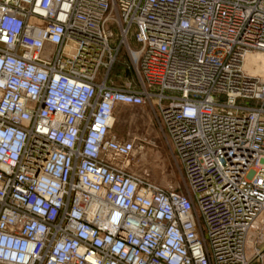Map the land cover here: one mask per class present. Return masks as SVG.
I'll use <instances>...</instances> for the list:
<instances>
[{"label": "built area", "instance_id": "1", "mask_svg": "<svg viewBox=\"0 0 264 264\" xmlns=\"http://www.w3.org/2000/svg\"><path fill=\"white\" fill-rule=\"evenodd\" d=\"M256 53L264 0H0V264H264ZM120 106L156 112L184 190L130 170Z\"/></svg>", "mask_w": 264, "mask_h": 264}, {"label": "rangeland", "instance_id": "2", "mask_svg": "<svg viewBox=\"0 0 264 264\" xmlns=\"http://www.w3.org/2000/svg\"><path fill=\"white\" fill-rule=\"evenodd\" d=\"M130 45H136L130 40ZM119 75L112 77L116 86H123L136 82V74L129 63L124 48L119 53ZM263 68L264 56L258 57ZM257 68L259 63L256 64ZM254 70V69H253ZM255 72V70H254ZM153 105L156 102L153 101ZM113 131L123 139L131 137L145 138L144 148L137 151L130 163V170L138 175L147 177L151 182L163 187L172 186L177 190H184L185 180L182 167L164 133L157 124L156 112L149 107L120 106L115 111Z\"/></svg>", "mask_w": 264, "mask_h": 264}, {"label": "bare ground", "instance_id": "3", "mask_svg": "<svg viewBox=\"0 0 264 264\" xmlns=\"http://www.w3.org/2000/svg\"><path fill=\"white\" fill-rule=\"evenodd\" d=\"M264 56V54L256 53V54H248L245 58V64L244 69L248 72V74L252 76H260L264 78V75H262L261 69L263 68L262 63L259 60H256L258 57ZM257 63H259V66L257 68ZM255 72H254V70Z\"/></svg>", "mask_w": 264, "mask_h": 264}, {"label": "trees", "instance_id": "4", "mask_svg": "<svg viewBox=\"0 0 264 264\" xmlns=\"http://www.w3.org/2000/svg\"><path fill=\"white\" fill-rule=\"evenodd\" d=\"M120 65V58L118 56V58L116 59L115 63L113 64L111 70H110V73H109V76L110 78L112 79V77L116 76V75H119V71L118 69H120L118 66Z\"/></svg>", "mask_w": 264, "mask_h": 264}]
</instances>
